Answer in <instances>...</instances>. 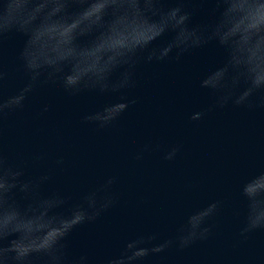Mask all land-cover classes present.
Returning a JSON list of instances; mask_svg holds the SVG:
<instances>
[{
    "label": "clouds",
    "instance_id": "obj_1",
    "mask_svg": "<svg viewBox=\"0 0 264 264\" xmlns=\"http://www.w3.org/2000/svg\"><path fill=\"white\" fill-rule=\"evenodd\" d=\"M208 3L213 5L209 17L191 25L192 16ZM14 33L25 37L15 58L25 79L14 93L5 94L10 71L4 41ZM213 42L224 57L203 75L199 87L214 101L193 111L189 120L199 121L214 108L229 105L264 109V0H0V264H93L87 252L71 251V234L117 202L110 190L113 176L71 204L61 192L47 191L50 171L27 175L23 166L9 162L2 143L5 118L22 110L38 87L58 85L71 97L85 92L111 96L81 117L107 128L137 103L127 90L136 86L142 63L179 60ZM48 110V105L41 108ZM180 147L168 146L162 158L174 160ZM160 149L159 143H145L134 158ZM45 158L38 153L32 162ZM63 164V157L55 160L57 167ZM239 192L245 201L239 235L247 240L264 230V170L244 179ZM219 204L193 210L169 238L156 242L155 233L138 235L96 264H143L151 254L206 241L212 232L208 220Z\"/></svg>",
    "mask_w": 264,
    "mask_h": 264
},
{
    "label": "water",
    "instance_id": "obj_2",
    "mask_svg": "<svg viewBox=\"0 0 264 264\" xmlns=\"http://www.w3.org/2000/svg\"><path fill=\"white\" fill-rule=\"evenodd\" d=\"M212 7L201 5L190 24L207 19ZM24 39L14 33L4 41L10 71L5 94L24 82L15 59ZM223 57L213 42L179 60L142 63L136 86L127 90L137 103L107 128L81 117L110 102L111 96L85 92L71 97L58 85L38 87L22 110L5 118L2 143L9 162L23 166L27 175L50 171L45 189L70 197L69 204L107 177L116 178L110 189L116 204L73 231L74 254L87 252L96 264L138 235L155 233L159 242L173 236L193 210L219 201L216 215L208 220V240L151 254L143 264H264V230L254 231L247 240L239 235L245 215L240 184L264 170V109L229 105L214 108L199 121L189 120L193 111L213 103L199 80ZM44 105L49 106L47 112L41 111ZM149 142L161 149L136 160V152ZM173 144H179L180 151L174 160H164L163 150ZM38 153H44L45 160L32 162ZM58 157L64 159L62 168L55 165Z\"/></svg>",
    "mask_w": 264,
    "mask_h": 264
}]
</instances>
